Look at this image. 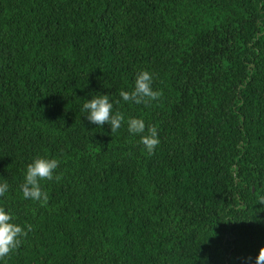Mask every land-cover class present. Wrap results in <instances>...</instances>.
<instances>
[{
  "label": "trees",
  "instance_id": "16d2710c",
  "mask_svg": "<svg viewBox=\"0 0 264 264\" xmlns=\"http://www.w3.org/2000/svg\"><path fill=\"white\" fill-rule=\"evenodd\" d=\"M141 70L162 96L124 102ZM94 92L117 132L88 122ZM130 118L157 128L152 154ZM36 156L60 161L46 202L20 188ZM0 183L30 226L0 264H255L264 0H0Z\"/></svg>",
  "mask_w": 264,
  "mask_h": 264
},
{
  "label": "clouds",
  "instance_id": "9594fccd",
  "mask_svg": "<svg viewBox=\"0 0 264 264\" xmlns=\"http://www.w3.org/2000/svg\"><path fill=\"white\" fill-rule=\"evenodd\" d=\"M153 80L154 77L151 72L141 70L135 76L133 89L131 91L121 90L119 92L120 98L124 102L144 103L145 105L151 101H157L162 96V92L154 90ZM83 111L86 113L85 116L89 123L98 127L107 124L112 133L117 132L125 120L121 112L114 111V103L110 95L100 92H94L91 94V98L85 99ZM127 125L128 131L134 136H139L146 151L152 154L160 143L157 128L147 126L145 121L140 118L128 119ZM59 166L60 161L55 158L34 157L27 164L24 181L20 185L24 199L46 202L47 194L42 190L41 181L59 180V175H56ZM8 191L9 184L0 183V197H4ZM261 202L264 203V198ZM25 228L30 230V226H22L16 223L13 215L5 207L0 206V259L6 257L19 246L21 238L26 235ZM255 264H264V257L257 256Z\"/></svg>",
  "mask_w": 264,
  "mask_h": 264
}]
</instances>
